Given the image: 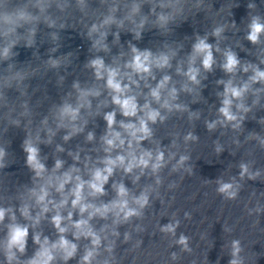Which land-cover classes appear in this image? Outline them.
I'll use <instances>...</instances> for the list:
<instances>
[{
	"label": "clouds",
	"instance_id": "clouds-1",
	"mask_svg": "<svg viewBox=\"0 0 264 264\" xmlns=\"http://www.w3.org/2000/svg\"><path fill=\"white\" fill-rule=\"evenodd\" d=\"M77 3L83 7L84 0H77ZM49 5L50 0H36L33 6L43 14ZM159 6L162 9L167 7L175 9V5L171 3L162 2ZM248 7L253 8L255 5L249 4ZM140 8V4L133 3L124 19L135 24L133 17L140 13ZM116 11V6L111 7L103 22L99 25L93 24L89 30V37L93 33L99 34V38L92 44V48L97 52L110 51L105 43L108 33L102 29L112 24L118 28L124 25V20L115 18ZM152 11L154 12L155 8ZM38 19V16H33L26 10H20L15 21L8 16H0V36H3L5 40L4 46L0 48V59L7 60L13 55L12 49L19 40V37L11 38L16 28L22 27L23 23H32ZM169 19H171L170 15L161 13L157 23L160 27H164ZM45 20L49 27L55 26V22L48 17H45ZM146 20L147 17H142L140 23L132 29L135 39L141 38L140 29L144 27ZM223 31V27H216L212 35L219 41L223 39ZM28 35L27 46L31 47L34 43L31 37L35 35V28H30ZM261 37H264V20L258 15L252 16L246 39L256 45L261 43ZM53 38H56L55 35ZM116 40H119V33L116 34ZM207 40V36L203 38L197 36L196 42L192 45V51L187 57L186 70L182 67L183 61L178 62L175 69L176 74L185 78V82L180 85L179 89L170 75L164 74L158 81L155 75L157 70L164 71L172 68V60L176 56L175 51L154 54L149 49L142 51L129 42L130 58L123 64L120 63L118 57H114L111 64H106L100 56L88 61L86 67L93 70L97 82L103 81L102 87L93 85L81 88L79 82H74L73 88L77 93L75 103L65 100L52 112L55 130L49 127V117H45L35 135L29 132L22 143L23 151L27 154L26 164L34 174L33 186L25 187V191L17 197L20 202L18 208L0 206V226L5 231L4 237L0 239V254L4 256L6 264H69V261L77 257L79 242L82 240L88 243L84 245L83 255L80 256L77 264H110L107 258L98 259L101 255V248L103 247L111 257L116 241L110 237L120 236L117 230L120 225L128 224L134 218L143 219L144 209L150 206V195L155 192L159 196L157 189L151 184L136 194L126 186L124 178L130 177L131 183L137 185L141 177L150 175L155 177L156 185H160L159 173L175 157L176 153L169 152L167 158L165 157V150L160 142L153 139V126L158 122L163 123L173 112H188L189 120L199 118V112H191L187 105L177 103V100L180 92L189 94L196 92L201 86V80L207 79V76L201 77L202 71L204 73L213 72L214 66L217 65L214 52L222 55L223 59L219 67L229 78L216 82L218 85H223V91L217 92L220 98L218 118L211 122L205 121L206 127L210 132L214 131L217 125L227 127L230 124L234 129L240 127L243 117L238 116L237 113L250 111L244 104L246 95L251 92L257 97L253 100L255 105L259 102V93L264 92V69L251 62L242 63L238 54L231 48H226L221 52L218 43L213 45ZM123 55V53L120 54L121 57ZM197 61H199V66H197ZM48 63L52 67H58L60 61L49 59ZM260 63L264 64V59H261ZM238 72L250 74L246 80L237 83L235 77ZM11 79L19 80L23 79V76L16 73L14 77L5 78V84H9ZM150 81H155L154 86ZM257 84L261 87L254 88L253 86ZM103 91L107 92V98L99 100L93 111V99L100 98ZM3 99L4 96L0 93V100ZM141 99L143 103L140 102ZM110 105L111 110L103 112L106 128L99 138L101 147L93 149L97 152L102 151L103 155L95 159L90 155H85L81 160L80 152L83 149L76 152L69 151L68 155L74 161L72 165L65 169V161L57 158L52 168L49 169L41 158L38 145L40 143L51 144L53 137L61 129L67 130L63 140L69 141L85 131L89 122L87 117L101 115V109L108 108ZM24 108L25 111L21 115L29 116L27 106L25 105ZM234 108L236 112L233 111ZM82 110L86 112V116L82 115ZM118 114L122 117L119 120H117ZM10 122L17 126L20 123L19 120ZM41 131L47 133L45 140H41ZM95 139L94 132H87V142H93ZM197 139L198 137L192 132L184 137L185 142ZM145 141L155 147H144ZM260 142L264 146V139ZM171 146L178 147L175 139L172 140ZM56 151L63 152L64 149L57 145ZM216 151L217 153L222 151L218 143ZM5 155V150L0 148V169L6 167ZM188 159L187 155H181L176 164L172 166V170L177 171ZM239 167L241 178L247 175L249 179L254 180L260 175L258 171L251 172L246 163H241ZM117 173L121 174L119 180L114 178ZM217 184V192L225 199L237 197L240 185L234 179L232 182L217 180ZM109 185L113 195L106 200L105 197L109 196L107 188ZM17 211L22 220L18 219ZM188 215L185 213L186 217ZM44 221L52 225L56 233L55 239L43 233L40 226ZM98 221L103 223L97 226ZM179 223V220L174 219L173 222L160 226V231L174 237ZM136 230L143 231L140 226H137ZM30 233L35 250L32 256L23 258L28 248ZM130 239L131 234L125 232L124 242ZM188 239L187 236L181 234L175 243L181 245L184 250L190 251ZM139 243L138 241L137 244ZM241 250L240 241L233 240L232 259L229 260V264H243L239 256ZM172 255L175 259L176 254ZM111 260L114 264L115 258L111 257Z\"/></svg>",
	"mask_w": 264,
	"mask_h": 264
}]
</instances>
